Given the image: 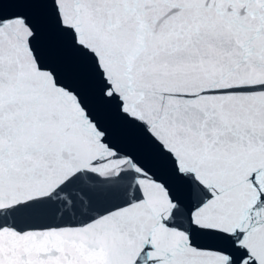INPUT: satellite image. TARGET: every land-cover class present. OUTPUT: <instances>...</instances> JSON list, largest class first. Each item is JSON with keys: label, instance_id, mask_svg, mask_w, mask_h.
Returning <instances> with one entry per match:
<instances>
[{"label": "snow or ice", "instance_id": "6c2138e0", "mask_svg": "<svg viewBox=\"0 0 264 264\" xmlns=\"http://www.w3.org/2000/svg\"><path fill=\"white\" fill-rule=\"evenodd\" d=\"M0 264H264V0H0Z\"/></svg>", "mask_w": 264, "mask_h": 264}]
</instances>
